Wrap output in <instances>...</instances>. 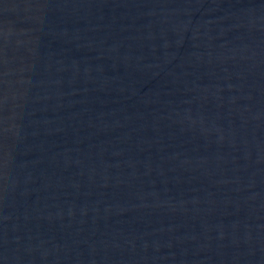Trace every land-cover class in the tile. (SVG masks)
I'll return each mask as SVG.
<instances>
[{
    "label": "water",
    "instance_id": "1",
    "mask_svg": "<svg viewBox=\"0 0 264 264\" xmlns=\"http://www.w3.org/2000/svg\"><path fill=\"white\" fill-rule=\"evenodd\" d=\"M0 264H264V0H0Z\"/></svg>",
    "mask_w": 264,
    "mask_h": 264
}]
</instances>
